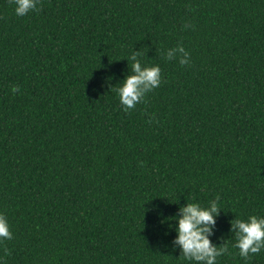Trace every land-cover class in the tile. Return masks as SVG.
I'll return each mask as SVG.
<instances>
[{"label":"trees","instance_id":"obj_1","mask_svg":"<svg viewBox=\"0 0 264 264\" xmlns=\"http://www.w3.org/2000/svg\"><path fill=\"white\" fill-rule=\"evenodd\" d=\"M178 45L187 65L165 56ZM134 52L162 79L124 111ZM217 197L218 264H264L231 246L236 218L264 216V0H40L23 17L0 0L4 264H191L175 217Z\"/></svg>","mask_w":264,"mask_h":264},{"label":"clouds","instance_id":"obj_2","mask_svg":"<svg viewBox=\"0 0 264 264\" xmlns=\"http://www.w3.org/2000/svg\"><path fill=\"white\" fill-rule=\"evenodd\" d=\"M39 2L40 0H13L15 14L19 17L26 16L37 10ZM140 55L139 52H134L127 57L131 61L133 74L128 75L115 89L124 111L134 109L146 93L157 88L161 83L160 66L144 65ZM165 56L168 60L179 58L182 66L187 65L190 59V53L183 45L168 49ZM12 90L16 92L18 89L14 87ZM221 209L219 197L211 200L206 206L192 202L181 207L182 215L175 217L178 220L176 227L178 235L175 242L181 246L183 260L191 264H218V257L229 252L227 244L214 245L210 239L212 226ZM232 227L235 243L231 246L239 250L241 258L247 261L264 250V216L250 215L247 219L236 218ZM12 238L9 222L6 216L0 213V242ZM0 264H4L2 258Z\"/></svg>","mask_w":264,"mask_h":264}]
</instances>
